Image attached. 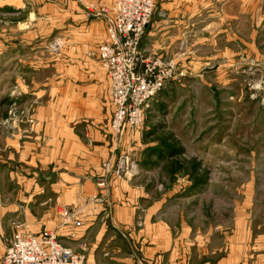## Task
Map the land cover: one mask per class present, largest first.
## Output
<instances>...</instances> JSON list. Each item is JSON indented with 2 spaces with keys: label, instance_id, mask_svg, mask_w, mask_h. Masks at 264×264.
<instances>
[{
  "label": "rangeland",
  "instance_id": "rangeland-1",
  "mask_svg": "<svg viewBox=\"0 0 264 264\" xmlns=\"http://www.w3.org/2000/svg\"><path fill=\"white\" fill-rule=\"evenodd\" d=\"M118 1L0 0V257L18 231L48 229L93 264L84 244L75 249L78 232L60 229L62 211L81 212L55 202L47 179L59 171L39 166L38 137L49 127L42 112L62 94L79 123L84 102H102L85 90L91 68L79 49L91 22L105 38ZM155 2L142 50L174 59L177 76L141 126L115 139L111 103L113 151L101 177L112 156L125 169L104 190L132 181L144 195H171L180 264H264V0ZM99 45L85 54L107 80Z\"/></svg>",
  "mask_w": 264,
  "mask_h": 264
},
{
  "label": "crops",
  "instance_id": "crops-1",
  "mask_svg": "<svg viewBox=\"0 0 264 264\" xmlns=\"http://www.w3.org/2000/svg\"><path fill=\"white\" fill-rule=\"evenodd\" d=\"M88 25L79 49L91 68L84 71L87 82L90 79L85 90H99L103 100L83 103L85 117L80 114L81 123L79 116L75 121L73 107L68 109L64 94L56 105L48 103L46 111L38 109L39 115L49 112V119L42 120L49 127L38 137L39 166L59 171L51 183L57 205H73L80 210L83 227L75 249L80 251L78 246L84 244L82 251L91 263L180 264L178 229L174 212H170L173 206L166 205L171 195H144L132 181L114 182L108 192L98 186L103 163L113 151L109 131L112 115L107 76L97 61L85 54L102 43L104 27L94 22ZM195 237L187 238L192 246ZM202 238L200 235V241ZM204 238L208 240V234Z\"/></svg>",
  "mask_w": 264,
  "mask_h": 264
},
{
  "label": "built area",
  "instance_id": "built-area-1",
  "mask_svg": "<svg viewBox=\"0 0 264 264\" xmlns=\"http://www.w3.org/2000/svg\"><path fill=\"white\" fill-rule=\"evenodd\" d=\"M155 0H119L113 14L107 17L104 41L98 46L97 56L108 75L109 97L113 107L111 130L114 139L137 128L143 122V110L173 79L178 67L175 60L149 57L142 50L146 31L153 22ZM123 161H107L98 186L110 187L111 178L124 173ZM60 229L73 230L72 238L83 223L70 209L62 211ZM0 264H87L72 248L66 247L55 233L44 229L39 234H18L8 244Z\"/></svg>",
  "mask_w": 264,
  "mask_h": 264
},
{
  "label": "water",
  "instance_id": "water-1",
  "mask_svg": "<svg viewBox=\"0 0 264 264\" xmlns=\"http://www.w3.org/2000/svg\"><path fill=\"white\" fill-rule=\"evenodd\" d=\"M56 178H57V177H56L55 175H53V176H51V177H48L47 180L53 182L54 180H56Z\"/></svg>",
  "mask_w": 264,
  "mask_h": 264
}]
</instances>
